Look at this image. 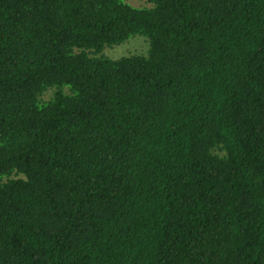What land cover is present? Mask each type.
I'll list each match as a JSON object with an SVG mask.
<instances>
[{"label": "trees", "instance_id": "16d2710c", "mask_svg": "<svg viewBox=\"0 0 264 264\" xmlns=\"http://www.w3.org/2000/svg\"><path fill=\"white\" fill-rule=\"evenodd\" d=\"M138 1L0 0V264H264V0Z\"/></svg>", "mask_w": 264, "mask_h": 264}, {"label": "rangeland", "instance_id": "374dc122", "mask_svg": "<svg viewBox=\"0 0 264 264\" xmlns=\"http://www.w3.org/2000/svg\"><path fill=\"white\" fill-rule=\"evenodd\" d=\"M129 4L133 6L141 5V2L138 0H126ZM146 41L141 36H134L129 38L128 41L121 44L117 48L114 49H107L105 50V54H107L110 58H118L122 55H126L129 52H145L146 50Z\"/></svg>", "mask_w": 264, "mask_h": 264}]
</instances>
